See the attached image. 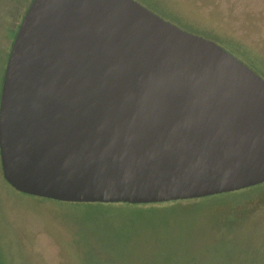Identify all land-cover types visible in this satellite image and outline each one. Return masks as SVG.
<instances>
[{"label":"water","instance_id":"95a60500","mask_svg":"<svg viewBox=\"0 0 264 264\" xmlns=\"http://www.w3.org/2000/svg\"><path fill=\"white\" fill-rule=\"evenodd\" d=\"M4 175L70 202L147 204L264 183V79L134 0H33L0 106Z\"/></svg>","mask_w":264,"mask_h":264},{"label":"rangeland","instance_id":"374dc122","mask_svg":"<svg viewBox=\"0 0 264 264\" xmlns=\"http://www.w3.org/2000/svg\"><path fill=\"white\" fill-rule=\"evenodd\" d=\"M216 43L264 79V0H134ZM32 0H0V99ZM0 155L2 264H264V183L208 198L64 202L7 183Z\"/></svg>","mask_w":264,"mask_h":264},{"label":"trees","instance_id":"16d2710c","mask_svg":"<svg viewBox=\"0 0 264 264\" xmlns=\"http://www.w3.org/2000/svg\"><path fill=\"white\" fill-rule=\"evenodd\" d=\"M214 197V196H213ZM208 198H211V197H208ZM133 205V204H132ZM135 205V204H134ZM0 264H2L1 260H0Z\"/></svg>","mask_w":264,"mask_h":264}]
</instances>
